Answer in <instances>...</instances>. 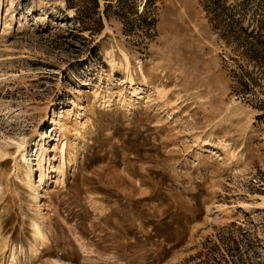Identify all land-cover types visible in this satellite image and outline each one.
<instances>
[{
    "label": "rangeland",
    "instance_id": "rangeland-1",
    "mask_svg": "<svg viewBox=\"0 0 264 264\" xmlns=\"http://www.w3.org/2000/svg\"><path fill=\"white\" fill-rule=\"evenodd\" d=\"M0 146V264H264V0H0Z\"/></svg>",
    "mask_w": 264,
    "mask_h": 264
},
{
    "label": "bare ground",
    "instance_id": "bare-ground-1",
    "mask_svg": "<svg viewBox=\"0 0 264 264\" xmlns=\"http://www.w3.org/2000/svg\"><path fill=\"white\" fill-rule=\"evenodd\" d=\"M125 56V58H126V60L128 61V57L126 56V55H124ZM127 67L129 68L130 67V61H128L127 62ZM129 70V69H128ZM146 80V79H145ZM148 80V79H147ZM128 81L131 83V84H134L135 83V78H134V76L133 75H131V76H129L128 77ZM151 82V81H150ZM143 94V93H142ZM141 95V94H140ZM79 124V123H78ZM19 150H21L22 148H24V146H23V144L22 143H20L19 144ZM23 150V149H22ZM8 150L7 149H5V148H3L2 146H0V158H2V157H5L6 155H8L9 153L7 152ZM22 156H26V154H22ZM16 158V157H15ZM2 189V188H1ZM0 189V190H1ZM2 191V190H1ZM1 194V193H0ZM37 228V227H36ZM38 229V228H37ZM39 230V229H38ZM41 233V232H40ZM41 236H44L42 233H41ZM43 238V237H42ZM6 245V242H5V240L3 241V243L1 244V248H4V246ZM6 248H7V246H6ZM5 250V249H4ZM13 254H15V253H13Z\"/></svg>",
    "mask_w": 264,
    "mask_h": 264
}]
</instances>
